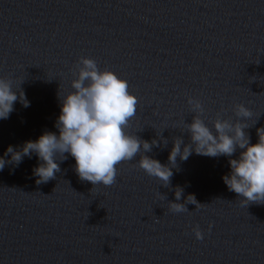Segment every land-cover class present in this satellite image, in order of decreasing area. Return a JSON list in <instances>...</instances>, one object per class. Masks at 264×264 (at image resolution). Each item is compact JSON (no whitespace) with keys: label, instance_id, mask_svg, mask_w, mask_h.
<instances>
[{"label":"water","instance_id":"water-1","mask_svg":"<svg viewBox=\"0 0 264 264\" xmlns=\"http://www.w3.org/2000/svg\"><path fill=\"white\" fill-rule=\"evenodd\" d=\"M81 57L127 81L137 105L124 131L156 140L144 155L162 164L175 138L189 143L188 98L209 127L246 106L250 143L264 126V0H0V77L21 82L30 102L0 120V155L56 131L58 95L71 91ZM239 151L178 157L167 186L137 166L142 153L116 166L110 186L80 180L70 156L41 184L35 155L6 164L0 264H264V203L244 206L221 180Z\"/></svg>","mask_w":264,"mask_h":264},{"label":"clouds","instance_id":"clouds-1","mask_svg":"<svg viewBox=\"0 0 264 264\" xmlns=\"http://www.w3.org/2000/svg\"><path fill=\"white\" fill-rule=\"evenodd\" d=\"M19 85L16 90L10 79L0 77V120L8 119L14 110V102L25 108L30 106ZM70 87V92L58 95L60 110L54 122L56 131H44L35 140L24 141L19 146L8 145L0 155V171L6 164L18 166L23 158L30 159L35 155L37 163L31 174L36 178V184L46 183L60 171L59 162L70 156L80 180L93 186H110L115 182L116 166L142 153L137 166L146 175L159 180L160 185L167 186L173 175L172 169L177 167L178 157L180 161L187 160L193 153L232 157L239 149L236 158L228 159L229 172L222 175L221 180L227 190L237 194L244 206L264 203V126L256 128L257 141L250 143L244 130L255 122L247 123L252 113L243 104L234 106V120L218 116L209 127L201 118L203 108L200 101L188 98L187 103L194 114L190 123H184L189 143L184 144L181 138H175L167 163L162 164L144 155L157 146L156 140L144 141L124 131L135 115L137 105L136 98L128 91L126 80L110 70H101L94 59L81 57ZM162 142L167 144L166 140ZM182 191L180 187L175 189L176 201H180ZM188 197L195 206L202 205L193 195L186 199ZM168 204L176 213L187 211L184 203ZM193 233L197 240L203 238L198 226L193 228Z\"/></svg>","mask_w":264,"mask_h":264}]
</instances>
